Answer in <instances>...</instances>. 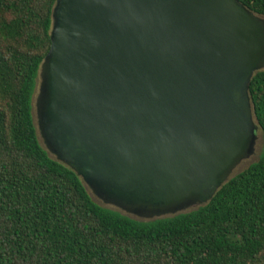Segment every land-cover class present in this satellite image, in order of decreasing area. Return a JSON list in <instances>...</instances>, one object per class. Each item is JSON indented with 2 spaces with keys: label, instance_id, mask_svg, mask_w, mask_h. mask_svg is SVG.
<instances>
[{
  "label": "water",
  "instance_id": "obj_1",
  "mask_svg": "<svg viewBox=\"0 0 264 264\" xmlns=\"http://www.w3.org/2000/svg\"><path fill=\"white\" fill-rule=\"evenodd\" d=\"M264 16L239 0H57L39 131L129 215L211 202L255 153Z\"/></svg>",
  "mask_w": 264,
  "mask_h": 264
},
{
  "label": "trees",
  "instance_id": "obj_2",
  "mask_svg": "<svg viewBox=\"0 0 264 264\" xmlns=\"http://www.w3.org/2000/svg\"><path fill=\"white\" fill-rule=\"evenodd\" d=\"M264 16V0H239ZM57 0H0V264H264L260 159L199 209L142 222L102 203L34 116ZM264 142V71L250 86Z\"/></svg>",
  "mask_w": 264,
  "mask_h": 264
},
{
  "label": "rangeland",
  "instance_id": "obj_3",
  "mask_svg": "<svg viewBox=\"0 0 264 264\" xmlns=\"http://www.w3.org/2000/svg\"><path fill=\"white\" fill-rule=\"evenodd\" d=\"M41 84H42V79L39 80V85H38V89H37V93H36V96H35V100H34V116H35V121H36V124L37 126L39 127V110H40V104H39V97H40V94H41ZM263 145H264V142H263V138H262V132L259 130L258 131V140H257V143H256V147H255V153L254 155H252L249 159L243 161L234 171L233 173V176H236L240 173H242L243 171H245L247 168H249L252 164L256 163L259 159H260V156L263 152ZM102 202V201H101ZM103 203V202H102ZM113 210H119L113 206H108V205H105ZM201 206L200 205H196V206H192L186 210H183L177 214H173V213H170V214H163V215H151V216H136V215H129L121 210V212H123L124 214L134 218V219H137L139 221H142V222H149V221H154V220H158V219H164V218H170V217H174L176 215H179V214H182V213H189V212H192V211H195L197 209H199Z\"/></svg>",
  "mask_w": 264,
  "mask_h": 264
},
{
  "label": "flooded vegetation",
  "instance_id": "obj_4",
  "mask_svg": "<svg viewBox=\"0 0 264 264\" xmlns=\"http://www.w3.org/2000/svg\"><path fill=\"white\" fill-rule=\"evenodd\" d=\"M151 212L154 214V211L151 210ZM153 214H151V215H153Z\"/></svg>",
  "mask_w": 264,
  "mask_h": 264
}]
</instances>
